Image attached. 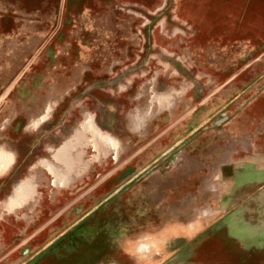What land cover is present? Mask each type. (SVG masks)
Returning a JSON list of instances; mask_svg holds the SVG:
<instances>
[{
  "label": "rangeland",
  "instance_id": "rangeland-1",
  "mask_svg": "<svg viewBox=\"0 0 264 264\" xmlns=\"http://www.w3.org/2000/svg\"><path fill=\"white\" fill-rule=\"evenodd\" d=\"M0 149V264H264V0H0Z\"/></svg>",
  "mask_w": 264,
  "mask_h": 264
},
{
  "label": "bare ground",
  "instance_id": "bare-ground-1",
  "mask_svg": "<svg viewBox=\"0 0 264 264\" xmlns=\"http://www.w3.org/2000/svg\"><path fill=\"white\" fill-rule=\"evenodd\" d=\"M86 126L91 132L90 137H92L93 140V151H95L96 153L100 152V149L98 147L100 143H106L107 145L109 143L112 144V139H110V136L106 132L104 133L102 130H98L94 125H90V123H87ZM82 136L83 135L79 131H77L73 136H70L66 140L62 141L60 146L56 149V152L54 153L56 156L55 158L57 161L60 160L63 165V167H61L60 169L56 168L52 163H50L49 161H45L44 159L43 163L41 162V160L39 161L40 164L45 165V169L48 174H50L54 178V184L60 181L64 183H71L74 178L81 176L80 165L85 159L87 155L86 153H88V151L85 152V155L81 153L80 146L81 143L85 140L82 139ZM12 158L13 156L4 153L3 150L0 149V172H3L8 167V165L12 161Z\"/></svg>",
  "mask_w": 264,
  "mask_h": 264
}]
</instances>
